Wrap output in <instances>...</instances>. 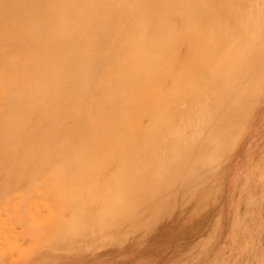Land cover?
Wrapping results in <instances>:
<instances>
[{"label": "bare ground", "instance_id": "obj_1", "mask_svg": "<svg viewBox=\"0 0 264 264\" xmlns=\"http://www.w3.org/2000/svg\"><path fill=\"white\" fill-rule=\"evenodd\" d=\"M262 100L264 0H0V215L13 200L62 187L90 217L92 239L191 234L171 209L141 236L133 224L143 215L129 211L177 189L186 204L203 202L234 128ZM77 177L79 187H63ZM22 215L6 222L0 264L43 262L50 235H77L82 222L45 228L36 248L9 243L33 228ZM90 244L64 252L96 253Z\"/></svg>", "mask_w": 264, "mask_h": 264}, {"label": "rangeland", "instance_id": "obj_2", "mask_svg": "<svg viewBox=\"0 0 264 264\" xmlns=\"http://www.w3.org/2000/svg\"><path fill=\"white\" fill-rule=\"evenodd\" d=\"M262 120H264V100L250 108L246 112L244 121L234 128L232 138L228 144L229 147L226 150L227 156L224 172L221 174L220 182L214 190L209 195L207 194L206 201L204 200L205 202L193 203L195 205L186 204L187 198L184 197L182 190L177 189L176 195H173L174 192L172 190L171 195H159L154 200H151L150 204L149 202L140 204L137 207L138 211H129L130 215L128 217L132 215L131 217L135 218L143 215L140 220H135L133 224V228L139 231L141 236H143V230L148 228L150 223H154L157 220H164L167 217L166 215L169 214L168 211H171V209L179 215V223L183 228L187 227L189 229L188 227L190 226V229H192L191 234L176 232L173 236L154 235L148 239L143 236V238L135 240L134 236L129 237L126 233L118 235L104 233L105 237L92 239L87 231V227H90L88 222L90 217H85L80 211H77V204L74 198L71 195L68 197L65 194L66 197L63 192L64 188L59 187L60 189L57 188L59 192L51 195H47L43 189H39L37 194L30 200V205L25 201L19 200H16V202L13 200L11 201L13 203H7L5 205V215H0V221H3L0 224V228L5 229H0V236L8 233L9 226L7 223L10 218L12 219L17 214H24L22 216L25 218V221L33 228L16 234L15 237L10 238L11 240L9 239V243L21 242L23 239L25 243H28L30 240L33 246L37 248L46 244L48 241H46L44 233L45 228L56 229L60 223H64L63 221L70 224L71 221L69 220L75 215L77 219L82 220L76 228L77 231L79 230L77 232L78 234L72 236V230H68L61 235H50L48 238L50 241L48 242V247L52 251L47 254L43 262L38 257L32 264H262L264 261L261 262L259 260L261 256H264L262 255L264 253V227L261 231L258 228L264 222V204H262L264 202V194H262L264 181L261 182V185L256 183L257 187L253 191L254 180H252L251 174L254 166L256 165L257 167L259 163V157H262L261 162L264 158V121ZM258 121L263 122L261 123L263 135L259 137L260 139H258L255 148L249 149L248 147L252 141L250 133L252 129L254 130L256 127L254 125ZM248 122L249 124H246ZM239 134L242 135L241 138H239ZM233 140L234 144L231 145L230 143ZM247 149L249 150L247 151ZM230 155L231 158L229 157ZM236 163H238V170L232 182L234 181L237 186L234 188V194L231 193L234 195L232 197V195L228 194V185L230 183L229 173L231 166H234ZM88 174V172H83L80 173V176L85 178ZM98 179L100 180V177H97ZM77 182L79 183L78 177L67 182L71 185L65 182L66 186L64 185L63 187H66L65 189H68V187L73 188V183ZM114 187H110V189H114ZM174 188L176 189L175 185ZM175 189L174 191H176ZM63 198L67 199L64 200ZM229 200H232L231 204ZM207 201H212V203L209 202L208 205ZM156 204L158 205L157 210H159V214L157 215L156 212H151V208H154ZM68 208L71 209L69 210ZM94 211H97V209L94 208ZM94 211L93 215L96 220L105 222L108 225L104 219L107 218V213L98 211L97 213ZM188 215H190L192 220V224L189 223V225ZM109 218L112 219V216L110 215ZM233 221H235L234 224H232ZM237 222L240 224L238 225ZM235 224L238 225L239 230L234 234L235 239L228 241L227 237L229 239L232 237L231 225ZM111 225L110 223L109 226ZM152 225H155V223ZM228 234L229 236H227ZM59 239L64 244L62 247H57L54 243L59 241ZM130 239L136 242L130 244L132 241ZM110 241L115 242L116 245L114 246ZM80 242L91 243L90 245L97 247L98 251L87 254H81L78 251L64 252L67 247L77 246Z\"/></svg>", "mask_w": 264, "mask_h": 264}, {"label": "crops", "instance_id": "obj_3", "mask_svg": "<svg viewBox=\"0 0 264 264\" xmlns=\"http://www.w3.org/2000/svg\"><path fill=\"white\" fill-rule=\"evenodd\" d=\"M260 122V123H259ZM261 121H258V123L256 124V127L254 128V130L252 129V132L250 133L251 134V138H252V141H251V143H250V145H249V149H254L255 148V146H256V143H257V141H258V139H259V137H261V135H263V133H262V131H261V128H262V125H261ZM254 139V140H253ZM256 142V143H255ZM249 149H247V151L249 150ZM259 159H261V157L259 158ZM259 159H258V165H257V167H256V165H255V167H254V170H253V172H252V180H254V184H253V187H254V191H255V188L257 187V184L256 183H258V184H260L261 185V182L262 181H264V171H263V173H261V168H260V166L262 165V163H261V161H259ZM262 160H264V158L262 159ZM231 171H230V173H229V175H230V183H229V185H228V194H230V195H232V197H234V191H235V186H237L236 185V183L233 181L232 182V180H233V178L236 176V174H237V170H238V163H236L234 166H231V169H230ZM233 173V174H232ZM258 174V175H257ZM261 174V175H260ZM233 177V178H232ZM260 177V178H259ZM263 178V179H262ZM261 179V180H260ZM248 185V184H247ZM259 185V186H260ZM247 188V187H246ZM260 192H261V190H259ZM231 193H233V194H231ZM262 194H264V190L262 191ZM262 204H264V202L262 203ZM232 224H234V222L232 223ZM238 227V226H237ZM263 227H264V222L262 223V225L261 226H259V228H258V230L259 231H261L262 229H263ZM238 229H239V227H238ZM238 232V231H237ZM236 232V233H237ZM235 234V233H234ZM234 234H233V236L229 239L228 237V241L230 240L231 241V239H233V237H234V239H235V236H234ZM227 236H229V234L227 235ZM262 255H264V253H262ZM262 264H264V263H262Z\"/></svg>", "mask_w": 264, "mask_h": 264}]
</instances>
